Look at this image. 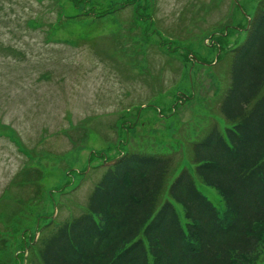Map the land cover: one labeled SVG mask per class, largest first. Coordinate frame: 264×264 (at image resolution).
<instances>
[{"label": "rangeland", "instance_id": "obj_1", "mask_svg": "<svg viewBox=\"0 0 264 264\" xmlns=\"http://www.w3.org/2000/svg\"><path fill=\"white\" fill-rule=\"evenodd\" d=\"M57 1L0 0V264H24L27 238L75 215L103 154L127 140L179 153L222 125L229 51L246 38L240 8L252 16L259 0ZM92 7L102 16H84ZM167 34L181 40L171 63L156 46ZM196 181L222 213L220 194Z\"/></svg>", "mask_w": 264, "mask_h": 264}, {"label": "trees", "instance_id": "obj_2", "mask_svg": "<svg viewBox=\"0 0 264 264\" xmlns=\"http://www.w3.org/2000/svg\"><path fill=\"white\" fill-rule=\"evenodd\" d=\"M240 11L250 23L246 38L229 51L230 83L219 102L222 125L215 119L201 138L179 153L153 154L141 146L134 150L127 140L115 159L106 161L103 154V173L86 201L71 218L41 226L35 243L27 238L24 264L261 263L264 0L258 1L252 16ZM91 14L102 16L94 7L84 10V16ZM138 17L133 10L131 19ZM172 38H158L156 44L170 63L181 43ZM187 61L182 58L183 67ZM196 179L220 194L222 213L198 189Z\"/></svg>", "mask_w": 264, "mask_h": 264}]
</instances>
